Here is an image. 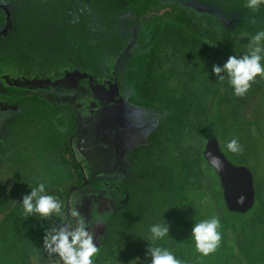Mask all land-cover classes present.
<instances>
[{"label": "trees", "instance_id": "obj_1", "mask_svg": "<svg viewBox=\"0 0 264 264\" xmlns=\"http://www.w3.org/2000/svg\"><path fill=\"white\" fill-rule=\"evenodd\" d=\"M197 4L202 3L195 2ZM246 4L247 0H231L226 6L215 0L210 2L211 6L218 7V13L225 9V14L226 10L239 14L237 22L240 25L218 40L186 21L189 6L185 7L188 11L174 8L177 14H169L171 20L157 28L156 33L161 30L165 33L162 40L180 51L187 44H198V47H194L195 55L188 59L193 65L189 68L185 65L183 69L185 74L189 70V81L183 84L179 97L175 93L181 84L163 90L167 75L160 63L165 53L153 49L147 56L142 92L146 97L144 104L155 107L157 122L144 146L129 155L130 175L123 185L126 201L107 218L106 234L94 257L95 264H151L149 246L168 250L179 246L183 264H264L263 185L261 178L255 183L254 175L255 169L264 170L261 163L264 155L259 152L264 144V129L257 118L259 107L252 95L237 97L228 80L217 78L212 63L220 59L211 52L213 45H220L223 52L231 54L242 42L250 43L258 31L264 30V5L254 11ZM12 5L14 34L11 40L4 41L7 44L0 45V71L9 73L10 83L15 84L26 78L51 79L54 76L50 74L60 65L64 69L77 65L85 79L87 71L93 76L101 73L106 48L116 54L124 43L122 23L125 20L120 17L121 13L133 8L137 16H142L158 7L159 0H15ZM2 22L0 15V24ZM126 22L131 25L130 20ZM74 40L78 48L72 45ZM161 44L160 40L159 47ZM71 54L73 62L69 63ZM8 93L18 95L21 92L9 88ZM18 100L16 103L8 97L7 102L18 108L6 109L4 112L8 116L0 121V130L6 131V135L0 134V206L13 201L9 214L11 222L22 225L21 238H25L22 244L38 246L40 239L37 238L47 233L46 220L59 217L55 214L46 219L39 215L26 216L21 204L23 197L39 184L36 171L47 168L48 163H44L46 159L41 160V155L53 147L48 143L52 138H44L40 129H46L47 135L54 124L57 127L67 122L72 136L77 127L75 113L69 105L53 106L36 96L22 95ZM24 103L29 106L20 109ZM32 104L40 106L38 113L27 108ZM250 106L254 111L252 119L245 114ZM43 108L47 109L45 116ZM65 109L69 112L64 116L61 111ZM210 123L215 126L213 133L228 159L248 168L253 175L255 201L246 213L228 210L217 173L204 158ZM255 134L260 139L254 137ZM233 138L239 142V153L226 147ZM72 154L66 143L63 156H68L70 161L62 158L63 166L67 164L69 168L80 170ZM78 176L80 179V172ZM45 186L47 191L50 187ZM197 200H201L200 209ZM197 214L220 220L221 242L207 256L194 250L191 230L192 221L200 218ZM182 219L189 222L188 229L183 232L179 231ZM165 222L169 236L153 241L150 227ZM22 261L27 260L20 259Z\"/></svg>", "mask_w": 264, "mask_h": 264}, {"label": "flooded vegetation", "instance_id": "obj_2", "mask_svg": "<svg viewBox=\"0 0 264 264\" xmlns=\"http://www.w3.org/2000/svg\"><path fill=\"white\" fill-rule=\"evenodd\" d=\"M12 3H15V0H0V15L3 17V22L0 24L1 46L7 44L4 41L6 39L11 40V36L12 34H14L13 23H12V18H13L12 6L14 4L12 5ZM167 3L165 2L164 5L165 7H168V9H165L163 14H161L160 16L153 15L152 12L153 9L159 8L160 6L163 7V3L161 1L159 2L158 7L156 6L151 10V12H147L142 16H137L135 14V9L133 8H129L128 10L123 11L121 13L120 17L123 20H125L123 21V23L122 22L121 23L123 24L124 27L127 26L126 28L124 27L122 28V34H123L122 36L124 37V43L120 45V47L118 48V52L116 54H114L111 49L106 48L107 54L103 59V63H102V65L104 64V68L101 69L100 67L102 72L99 74L98 73L95 74V76H93V73H91L90 71H87L86 73L87 79H85L84 75L81 74L82 73L80 71L81 69L77 65L74 64L70 65V67L67 69H64V67L60 65L58 70H55L53 72L51 71L52 72L50 74L51 77L54 76L51 79L26 78L23 79L22 82L15 81V84H11L9 73H2L0 71V83H2L4 86V88L1 87L0 90V103L3 101L7 102L8 97L12 98L14 102L18 103L19 97L25 95V96H36L40 99L48 101L53 106L66 104L69 105L75 113V121L77 127L75 134H72L71 136L68 125H66L67 122L61 126H57V129H60V131L56 133L57 140L55 144L53 145V147L50 146L49 150L41 155V160L46 159L44 163L46 164L47 162L48 165L47 168L44 167L42 168L41 171H36L35 175H37L39 180L50 181V183L45 184L48 187H50L45 192V194L53 195L57 197V199H60L61 204L64 206L63 208L65 209V212L63 213V215L60 213L59 217L55 218L54 220L53 219L46 220L47 233L45 232L43 236H39V238H37L40 239L38 246H32L30 243L22 244V242H20L23 252V257H20L19 261L20 259L27 260L26 262H24V264H31L33 257H35L38 260H44V259L49 260L50 259L49 253L48 251L44 250L45 249L44 241L46 236H48V234L53 229H59L64 227L74 228L76 226L77 221L80 218H83L87 222L90 230L93 231L94 235L97 231L101 232L100 240L97 241L98 244L97 246L99 249L101 244L103 243V239L106 234V223L108 216L116 212L117 209L120 208V206L125 203L126 190L124 189L123 185H124V180L128 179L130 175L129 155L130 154L132 155V153L135 150L136 151L138 149L140 150L144 146V144L148 139L150 131L153 129V127L157 122V118H156L155 107L153 106L147 107L144 104L145 101L144 103L142 101L140 103L136 97L131 96L129 98H125L123 94L116 95V93L119 90V89L116 90V88L118 87V82L120 80V77L122 79L123 73L131 74L132 70H135L136 60L134 57L138 55L141 56L142 54V56L145 59L143 65H141L142 71L138 73L139 75L135 76L137 77L135 81L131 83H129L128 81V83L130 85L136 84L137 87L139 82V87H141V96H143L144 100H146L145 99L146 97L142 92V88H143L142 80H143V75L146 72V71L144 72V69L147 66L146 65L147 56L153 49L160 50L161 52L165 53L163 54V60L160 63V67L164 71L165 76L167 75L163 90L166 89L171 90L172 88H175V85L178 86L179 84H181L180 85L181 88L178 89L175 93V96L179 97L181 94V89L184 86L183 84H187L189 81L188 79L189 70L187 69V74H185L183 69L185 65H188V68L193 65L188 61V59L192 55H195L194 47H198V44H196V46H194V44H187L184 45L183 51L182 50L180 51L179 48L173 46L172 44H169L167 40L166 41L162 40L163 36L165 35V33H163L162 30L159 31V33H156L157 28L161 27L163 23H166L168 19L171 20L172 17H170L169 14H177L174 13L173 11L174 8H177L178 10L184 9L185 11H188L187 10L188 8L185 7L187 6L190 7L189 3H184L183 1L180 0H175ZM205 12H206L205 10L200 11L197 17L207 18L208 15L210 14H214V15L219 14L217 10L207 12L209 13L208 15L205 14ZM185 18L186 21H191L192 24L196 25L194 23V20H192L191 17L189 16V12ZM129 20L131 22L130 26H128L126 22ZM196 26L202 33L209 34V36L214 38L215 40L220 39L217 38V35L212 31L213 30L211 29L212 24L208 25L211 26V28L200 24ZM96 30L98 31V29ZM160 40L162 44L159 47L158 42ZM163 42H165V45L163 44ZM72 45L78 48L76 40L72 42ZM215 46L216 45L212 46L211 51L213 52L214 55H217L218 51H216L217 47ZM72 62H73V57L71 54V59L69 63ZM179 69L182 71V73ZM67 78L71 79V83L65 81ZM27 80H34V81L41 80L48 83L37 88L32 87L30 88L31 90L37 89V91L41 93H50L51 90H54V92L56 93V94L54 93L55 96L59 95L64 98H69L70 102L64 101L61 103H52L51 101L43 98L40 95L27 94L24 89L27 87L26 85ZM53 84L55 86H52ZM9 88L18 89L21 93L18 95L9 94L8 93ZM110 91L111 93H109ZM149 101L151 100L149 99ZM73 103L83 104L84 110L80 111L79 107ZM151 104L152 103H150V105ZM118 105L124 107V110L129 109L130 106H138L145 108L153 117V123L151 124L148 133L144 137L143 142L131 148L128 151V153L123 157L125 158V160H122L118 168L109 171L105 166H103L102 172H96L95 174L90 175L88 174L87 171L84 170L83 164L77 161L75 158V150L73 144L75 140H78L81 133L80 116L83 117L85 116V121L87 124L85 132L90 133L89 131L92 128L96 127V125L98 124H103L104 126L106 122L110 125H112V122L117 123L119 119L117 115L119 108L118 111L111 108L117 107ZM5 110L6 109H0V115L6 114V116H8V114L4 112ZM44 110H45L44 108L41 110L42 115H44L45 113ZM68 112L69 110L65 109L61 111V114L65 116ZM214 133H215V129H214ZM217 141L219 143L218 138ZM66 143L69 144V146L72 149V153H73L72 155L75 162L80 164V170H76L71 167L69 168L68 166H66L67 164L63 166L62 158H64L63 151H65ZM50 144H53V141H50ZM219 147H220V143H219ZM223 153L225 154V152ZM225 156L227 157L226 154ZM65 159H67V161H70L68 159V156H66L64 160ZM59 168H61V170H59L58 172L61 171L62 176L56 178H48L47 173L52 174L53 171H57ZM79 172L81 175L80 179L78 176ZM93 181H100V183L96 184ZM222 194H223V190H222ZM78 197H80L79 202L83 203L85 200H87V205H88V207L86 208V212H84L85 214L82 213L79 207L80 205H82V203L77 208L75 207V210H78L79 218L71 214V210L73 209L71 200L74 201L75 198ZM200 203L201 200H197V208L199 209L202 206L200 205ZM12 205H13V201L11 202V204L7 203L6 205L3 204L0 206V232L3 230L5 226L7 225L11 226L12 222L10 221V223L7 224L6 220L8 217H10L9 213L11 212ZM196 216H199L200 218L193 220L192 223H199L203 220L211 219V216L205 214H197ZM180 223H182V226L179 229V231L183 232V230L188 229L187 227V225H189L188 220L182 219ZM17 238L22 239V241L24 242L25 238H21V236ZM178 247L179 246L174 248V250L170 247V251H172L173 254L178 259H180L179 257L181 254V250H179ZM195 249L196 246H194V250ZM53 255L56 258H58L60 260L59 261L60 264H62V261L59 258V256L57 254H53ZM94 260L95 259L93 258V264H95ZM139 264H142V262H140Z\"/></svg>", "mask_w": 264, "mask_h": 264}, {"label": "rangeland", "instance_id": "obj_3", "mask_svg": "<svg viewBox=\"0 0 264 264\" xmlns=\"http://www.w3.org/2000/svg\"><path fill=\"white\" fill-rule=\"evenodd\" d=\"M160 1L163 3V7L160 6L159 8L153 9V12H152L153 15L160 16L161 14H163L165 9H168V7H165L164 5L165 2L167 3V2H171L175 0H159V2ZM180 1H183L184 3H189L190 5L189 16L191 17L192 20H194V23L196 25L200 24V25H204L207 27L208 25L212 24V28L211 26H208V27L213 29L212 31L217 35V38L223 37L225 34H228L229 30H231L232 28H236L240 25V23H237V20H238L237 18L239 17V14L236 12H230L229 10H226L227 13L225 14L224 12L225 9L224 10L221 9L220 10L221 12L219 14H216L217 13L216 12L215 13L216 15L214 14L208 15L209 13L207 12H210L213 10H217V11L219 10L218 7L210 5V2L212 0H205L207 3L201 0H180ZM194 1L200 2L202 4L195 5ZM215 1H217L219 5L226 6V4L230 3L231 0H215ZM207 4H208V7L206 8ZM209 6H211L212 10L210 9ZM204 10L206 11L205 14L208 15L207 17L208 19L197 17L199 12L204 11ZM235 16H236L235 18L236 20H234ZM249 44L250 43L247 41L245 43L242 42L240 44V47L237 50L234 49L236 51L231 54H227L226 52H223L222 47L220 45L215 46L217 47L216 48V51H218L217 56L220 60L214 61L212 65L222 67L223 64L228 60L230 56L236 55L237 57H240L246 54L247 52H249ZM134 58L136 60L135 70H132L131 74L123 73L122 79L120 77V80L118 82V87L116 88V90L119 89L116 95L123 94L125 98H129L131 96L136 97L140 103L141 101L144 103L145 100H144V97L141 96V87H139V82H138L137 87H136V84H133V85L129 84L135 81V79H137V77L135 76L139 75L138 73L142 71L141 65H143V62L145 60L142 54L141 56L138 55ZM222 75L225 76L224 80H228V77L225 73H223ZM65 81H68V83H71L70 78H67ZM45 84H48V83L41 81V80H38V81L27 80L26 85L28 88L26 87L24 89L27 94L40 95L43 98L51 101L52 103H61L64 101L70 102L69 98H64L59 95L55 96L54 90H51L50 93H41V92H38L37 89H33V90L30 89L32 87L37 88ZM52 86H55V85L53 84ZM1 87L4 88L2 83H0V90H1ZM109 93H111V91ZM246 95H250V96L252 95V97L255 99V103L259 107L257 109V118H259L260 124L264 129V79L257 77L255 82L252 83L251 88ZM28 104L29 103H27V105ZM251 104L254 105L252 101H251ZM27 105H24L19 108L26 109L25 106ZM75 105L79 107L80 111L84 110L83 104L78 103ZM17 106L18 105L5 102V101L0 103V109H15V108H18ZM251 106L246 108V112H245L246 118L248 119H252V116L254 113ZM27 108L32 109V110L34 109L33 111L35 114L39 112L40 106L32 104L31 107H27ZM118 108H119V111H118ZM111 109H115L116 111H118V114H117L119 118L118 122L117 123L112 122V125L106 122L104 126L103 124H98L96 125V127L92 128L89 131L90 133L85 132L86 126H87L86 121H85V116L84 117L80 116L81 117L80 118L81 119V124H80L81 133H80L78 140H75L73 144L74 150H75V158L77 161L83 164L84 170L87 171L88 174L90 175L95 174L96 172H102L103 166H105L109 171H112L118 168L122 160H125V158L123 157L128 153V151L131 148L143 142L144 137L148 133V130L151 127V124L153 123V117L143 107L130 106L129 109L124 110V107L118 105L117 107H113ZM6 117H7L6 114L0 115V121H3L4 119H6ZM40 131L43 132L42 135L44 138L45 137L48 138L47 136L51 137L52 138L51 140L53 141V145H54L57 140L56 133H58L60 129H57V127L54 124L52 127V130L48 131L49 134L47 135L45 134L46 129L44 128H43V131H42V128L40 129ZM255 132H257V130ZM252 133H254L253 130H252ZM0 134L1 136L6 135V131H4V129H1ZM263 134H264V130H263ZM256 136L258 139H260L258 137V134L254 135V137ZM48 143H50V141ZM259 152L261 155H264V144L261 147H259ZM261 163L264 165V156L261 160ZM60 169L61 168H59L57 171L52 170L53 171L52 174L47 173L48 178H56V177L62 176L61 172H58ZM254 175H255V183H257L259 179L261 178V184L263 185L262 197L264 198V180H263L264 170L260 172V170L257 168L254 170ZM93 182L96 184L100 183V181H93ZM39 183L48 184L50 183V181L40 180ZM79 198L80 197L75 198L74 201L71 200V204L73 208L71 210V214L73 216H76L77 218H79V214H78V210H75V207L77 208L82 203V202H79ZM58 200L61 201L60 199ZM79 207L82 213L85 214L84 212H86V208L88 207L87 200H85L82 203V205H80ZM10 221H11V216L7 218L6 220L7 224L10 223ZM21 227L22 225H20V223H14L13 221L11 223V226H8V225L5 226L3 230L0 232V264H24L23 261L22 262L19 261V258L23 257V252H22V248L20 245V242H22V239L17 238L21 236V230H20ZM100 233H101L100 231H97L95 233L94 242H97L98 240H100ZM44 250L48 251L46 248ZM49 255H48L50 257L49 260L47 259L38 260L37 259L38 264H60L59 262L60 260L58 258H56L53 254L49 253Z\"/></svg>", "mask_w": 264, "mask_h": 264}, {"label": "clouds", "instance_id": "obj_4", "mask_svg": "<svg viewBox=\"0 0 264 264\" xmlns=\"http://www.w3.org/2000/svg\"><path fill=\"white\" fill-rule=\"evenodd\" d=\"M264 5V0H247L246 7L252 10H258ZM264 30H260L251 38L249 52L237 57L230 56L223 66H214L213 72L219 80L228 77L229 84L233 88L234 95L237 97L245 96L251 88L257 77L264 79ZM227 149L233 153H239L241 147L237 139H231ZM44 183H39L37 187L32 188L30 194L22 199L23 212L26 216L39 215L42 218H48L61 213V202L53 195H47ZM218 217H212L209 220H203L194 223L191 236L195 241L198 252L207 256L214 252L222 239L218 229L220 228ZM153 241L162 240L169 236V227L167 223L154 224L149 229ZM93 231L90 230L87 222L81 218L77 221L74 228L53 229L46 236L44 244L50 254H57L62 264H93V258L98 253V244L94 242ZM148 252L151 257V264H183L172 251L160 247L149 246ZM31 264H38L35 257Z\"/></svg>", "mask_w": 264, "mask_h": 264}, {"label": "water", "instance_id": "obj_5", "mask_svg": "<svg viewBox=\"0 0 264 264\" xmlns=\"http://www.w3.org/2000/svg\"><path fill=\"white\" fill-rule=\"evenodd\" d=\"M213 131L214 125L211 124L207 132L204 158L215 169L219 177L223 199L228 210L246 213L252 209L255 200L252 173L248 168L236 166L227 159Z\"/></svg>", "mask_w": 264, "mask_h": 264}]
</instances>
